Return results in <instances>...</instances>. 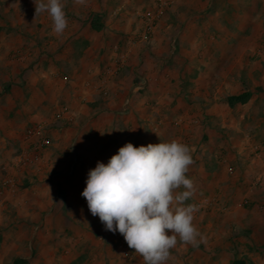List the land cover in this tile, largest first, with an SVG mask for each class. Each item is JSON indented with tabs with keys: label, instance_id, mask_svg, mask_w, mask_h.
I'll return each mask as SVG.
<instances>
[{
	"label": "rangeland",
	"instance_id": "rangeland-1",
	"mask_svg": "<svg viewBox=\"0 0 264 264\" xmlns=\"http://www.w3.org/2000/svg\"><path fill=\"white\" fill-rule=\"evenodd\" d=\"M10 1H0V46L5 53L7 51L8 61L14 58L16 62L12 66L0 67V80L4 76L14 73H17L19 77H26L27 70L31 68L30 65L37 64L36 70L43 73L42 70L51 63L61 65L63 61L68 60L69 57H66V54L71 52H63L62 56L60 53L58 58H56V54L52 53L56 50L55 46H58L63 39V35L57 36L53 32L52 20L50 19L51 26H49V22L43 20L42 14L35 15V17L28 15V11L32 8V3L28 1L19 0V2L13 3ZM144 1L146 3L141 1L143 9L132 19L133 31L139 32L141 35H131L128 39L134 41L133 43L141 41L142 46L150 49L149 53L144 56L142 78L140 81L139 78L133 80L132 77L130 78L129 74L135 72L134 68L138 67L139 61L125 68L123 59H126V56L121 50H117L115 61L100 55L98 59H103L100 61V72L106 78L103 84L98 87L95 99L99 98L98 102L101 104L108 102L110 98L120 99V103L117 105L121 108L123 104L129 105L127 94L130 89H133V92H137L138 95L135 103L137 105L133 109L137 110L144 106L146 115L150 108L166 110V115L162 116L167 122L165 129H163L164 125H161L163 137L169 136L171 141L176 140L189 146L195 162L193 163L195 172L203 174L208 172L212 176L224 172L227 178L232 181L235 177V183L243 187L240 191L243 203L247 207L251 205L258 212L264 213V0H217L218 2H214L207 11H201L208 5L202 4L203 0H201L196 3L201 8L199 13H196L188 24L185 23V18L173 16L171 19L169 17L171 7L174 5L173 0ZM98 4H102V0H93L88 4L79 3L77 0L75 9L79 10L80 21L85 27H90L92 19L99 17L96 15L89 21L92 13L101 12L97 9ZM127 4L130 9L133 2L130 0ZM64 5L68 26H70L71 22H75L73 18L75 11L68 14L70 7L68 4L64 3ZM150 13L160 14V16L153 21V28L148 30L151 22L149 20ZM83 14H85V19L82 18ZM105 15H108L106 11ZM166 18L167 20H165ZM163 19L164 22L172 23L175 27H180L181 24L186 29L192 27L189 32L192 34L188 38L186 37L185 45L182 47L180 40L173 43L176 49L170 44L169 50L163 51L160 55L164 58L170 56L169 59L160 63L156 52L152 51L150 47L154 45L152 39ZM99 20L104 24L102 18L99 17ZM183 38L185 39L184 35L181 40ZM188 39H192L191 41L194 43L195 40L197 42L190 46ZM34 44H37L35 46H38L40 51L32 50ZM12 46L19 49L16 51L12 49L10 52ZM171 46H173L172 52H170ZM26 54H28V58L23 59ZM109 61L113 65L108 67V70L104 69V63H109ZM64 75L61 77H68L65 73ZM128 77L130 82L124 83V79ZM143 77H145V81ZM108 79H112V81L107 82ZM5 84L4 81L1 84L5 86V89H2L0 95L8 96L14 89ZM67 84H70L69 81ZM20 87L22 89L17 91L23 93L21 99L23 100L28 90L25 84ZM50 88L51 93L53 91L55 94L57 89L53 84ZM30 90L33 89L30 87ZM243 91H251L252 98L245 104L230 106L228 97L233 93ZM3 97L0 98V113H3L6 120H15L18 115L17 112L15 113L16 109L11 107L10 101H6ZM21 100H18L20 108L26 104L27 98ZM48 101V113L36 115V119L26 115L30 120L23 119L25 127L20 124V131H18L22 136H25L31 129L35 132L38 131V123H44V121L49 127L58 128L65 124L71 125L72 120L67 115L72 110L71 105L63 100L57 102L56 99H48ZM83 102L91 104L92 101L85 100ZM82 122L84 121L82 120ZM3 128L4 132L6 129ZM4 134L0 135V139L2 140L4 137L6 138L5 142L8 143L7 147L1 148L3 144L0 141V203L2 204L0 207V264H16L17 259L25 260L26 263L20 264H144L143 257L128 247L122 234L118 231L111 232L112 236L110 237L108 232H105L99 217L97 220H93L94 223L97 222L96 226L90 224V230L82 229L86 231L85 234L87 232L94 234L96 246H98L100 237L103 236L105 243L99 249L101 253L97 251L93 255L86 253L84 255L78 252L80 235L71 229L72 226L65 230L59 228L57 222H54L55 226L52 222L47 226H30L31 219L27 212L32 210L34 205L29 204V207L25 205L26 197L29 194L27 188L33 184L42 188H55L61 181L57 174L61 170L55 169L52 172H47L48 176L43 179L32 180L31 175L28 176V168L31 169L32 165L41 163L44 151L51 143L48 136L47 139L44 138L47 143H41L37 154L31 157L32 162L28 164L29 166L27 165L28 168L25 166L17 173L14 185L6 183L7 172L4 168L13 160V155L9 150L16 148L14 155L21 154L20 142L23 139L16 135L7 138ZM170 140L168 142H171ZM73 150L75 151L76 147L70 144L66 150L68 161L64 169L68 172L67 177L71 179L76 174L78 167L81 166L79 152L76 157ZM193 169L190 168L191 172H194ZM69 178L64 179L62 183L74 187L84 181V179L76 178V182L73 183ZM250 187L254 188L253 195L249 194L248 197L249 199L253 198V201L246 203L248 197H245V192L249 191ZM214 192L217 193L216 190ZM209 195L200 194L196 197L194 194L186 201V204L199 207L202 203L207 206L211 203H219L217 197L212 200L208 199ZM202 210L203 208L195 212L194 219L199 218ZM64 213L68 218H72L74 214L71 215V213L75 212L65 209ZM87 214H91V212H87ZM93 217L89 216V219ZM228 226L230 228L227 229L230 230L237 228L233 223ZM215 233H219V229ZM262 235L264 236V231ZM13 238L20 241L11 242ZM109 238H113L112 241H108ZM105 247H110L112 257L114 255L113 260L107 257L108 253L105 252ZM118 248L124 251L129 250L130 254L123 257L124 255L119 252ZM171 251L172 249L170 253ZM172 262L169 257L166 264Z\"/></svg>",
	"mask_w": 264,
	"mask_h": 264
},
{
	"label": "crops",
	"instance_id": "crops-1",
	"mask_svg": "<svg viewBox=\"0 0 264 264\" xmlns=\"http://www.w3.org/2000/svg\"><path fill=\"white\" fill-rule=\"evenodd\" d=\"M25 1L32 3V8L28 11V15L35 17V5L33 0ZM91 1L93 0H84V3L88 4ZM129 1L130 0H102V4H98L97 8L98 11L101 12H94L89 18L90 21L93 17L99 15L100 19L102 18L104 22L100 30H95L92 26L85 27L82 25L79 10L75 9L77 0H63V2L70 7L68 14L69 12L72 13L71 11H75V13L73 12L75 22H71L70 26L66 28L65 32L62 34V41L58 46H55L56 50L52 53L56 54L55 56L58 58L60 57V53L62 56L64 55L63 52H71L68 55L66 54V57H69L70 60L63 61L61 65L51 63L47 68L42 70L43 73L38 71V69L36 70L38 67L37 64L30 65L31 68L27 70L28 74L26 77L22 78L19 77L17 73H14L9 76H4V78L0 80V93H2V89H5V86L1 85L3 81L6 82L5 85L7 87L11 86V88L14 89L10 94L7 93L9 94L8 96L0 95V98L4 96L3 98H5L6 101H10L11 107L16 109L15 113L17 112L18 114V118L16 117L15 120H6L3 117V113H0V135L5 133L4 135L7 136V138L15 137V135L21 137L23 139L22 142H20L22 153L27 151L31 157L37 154L40 144L43 143L42 141L44 138L47 139L46 137L49 136L51 143L44 151L41 163L32 165L31 169L28 168L29 165H26L29 173L28 176L31 175L32 180L43 179L48 176L47 172H52L55 169L61 170L57 173L61 181H59V184L56 185L55 188H42L34 184L27 188V193L29 194L26 197L25 205L28 207L29 204L34 205L32 207L33 209L27 212L29 215L28 217L31 219L29 225H36L37 227L42 225L47 226L48 223L52 222L55 226L57 222L58 227L63 228V230L72 226L71 229L80 235L78 239L79 248H77L80 254L86 253L93 255L96 254L97 251L101 253L99 249H101L102 244L105 243L103 241V236H101L98 240V246H96V240L93 238L94 234L88 232L85 234L86 231L82 230H90V224L96 226L97 222L94 223L93 220H97L99 217L94 216L89 219V216L92 217L93 215L87 214V212H90L87 201L86 198L81 195L83 189L86 187V179L89 170L95 168L97 162H104L107 164L111 156L116 154L119 148L128 142L138 147L140 145L147 146L149 143L156 144L159 142H168L170 140L168 138L169 136L163 137V129L167 127V122L162 116L166 115V110L163 108H150L146 115L144 113V106L139 107L137 110L133 109L134 106L137 105L135 103L138 99L137 92H133V89H130L127 94L129 105L126 106L123 104L121 108L117 105L120 103V99L115 100L110 98L108 102H104L103 104L98 102L99 98L95 99V97H97L96 93L98 87L103 84L106 78L101 75L100 72V61L103 60L102 58L101 60L98 59L100 55L112 60L114 59L115 61L117 50H121V52L125 53L124 56H126V59H123L125 68L139 61L138 67L134 68L135 72L129 74L130 78L132 77V80L139 78V81L142 78V66L145 62L144 56L149 53L148 51H150V49L146 46H142L141 41L133 43L134 41L132 42L128 39L131 35H141V33L133 31L132 19L143 9L141 1L144 3H146V1L131 0L133 5H131L130 9L127 4ZM10 2H19V0H11ZM197 2H201V0H173L174 5L171 7V15L169 17H171V19L173 16L176 18H185V23L188 24L201 9L196 5ZM214 2L216 3L218 1L203 0L202 4L208 5L203 7L201 11L209 10ZM9 9L11 10V7H9ZM105 11L108 15H105ZM40 14H42L43 20L48 21L49 26H51L50 16L46 12ZM82 18L85 19V14L82 15ZM165 20H167V18ZM165 20L163 19L160 26L157 27L156 33L152 39L154 45L150 47L152 51L156 52V57L160 63L169 59L170 56L164 58L160 55H162L163 51L169 50L170 44L174 46H171L170 52H172L173 48L176 49L173 43H177V41L180 40V46L182 47L185 45L186 37L188 38V36L192 34H189L192 27L186 29L182 24L180 27H175L172 23L169 24L164 22ZM183 35L185 39L183 38V40H181ZM191 40L188 39L190 42L189 45H195L197 40L194 39L195 43ZM35 45L37 44L32 46V50L40 51L39 47ZM50 46H52V44H50ZM12 49L16 51L19 48L12 46L10 52ZM3 52L4 50L0 46V67L12 66L13 63L16 62V59L12 58L8 61L6 56L7 51L6 53ZM102 52H105V55L101 54ZM27 58L28 54L23 56V59ZM111 65H113L112 62H105L104 69L108 70V67ZM64 73L68 75L69 78L61 77ZM130 78H125L124 83L130 82ZM144 78L145 77H143V79ZM68 81L70 83L69 85L67 84ZM111 81L112 79H108L107 82ZM90 82L91 85L89 86ZM23 84H25L28 90L26 96L23 97V100L27 98V102L20 108L19 101L22 99L23 93L17 90L22 89L20 85ZM52 84L57 89L55 94L53 91L51 93L50 90ZM30 87L33 90H30ZM48 99H56L57 102L63 100L66 101L68 105H71L72 110L67 114L69 115V119L72 120L70 122L71 125L65 124L58 128L53 126L49 127L46 126L47 124H45L46 122L44 121V123H38V131L35 132V130L33 131L31 129L25 136H22L18 131H20V124L25 127L23 119L30 120L29 118L31 117L36 119V115L40 116L48 113ZM85 100L92 102L91 104H89L90 102H83ZM26 115H29V118H27ZM19 118L22 119L20 120ZM82 120L84 122H82ZM161 125H164L163 129ZM3 127L6 129L4 132ZM8 128H10V130H8ZM36 128L37 126L35 129ZM9 132L10 134H8ZM5 140L6 138L4 137H2V140L0 139L2 142L1 144H3L1 148L7 147L8 142H5ZM70 144L76 147V150H73L76 157H78L77 153L79 152L81 164L72 179L67 177L68 172L64 170L68 161L66 150L70 147ZM15 149L11 148L9 150L11 151V155H13V160L8 166L16 163L19 158L20 154L17 153L14 155ZM191 167L193 169L195 166L193 164L190 165L186 175L194 182L196 188L194 194L196 197L200 194H210L208 199L212 200L214 197H217L219 203H214L215 205L211 203V205L209 204L208 206L202 203L199 205L200 208L197 206L198 209L203 208V212L200 214L199 218L196 217L197 219H194L193 223L199 230L203 240L198 246L193 247L191 244L181 242L179 237H177V245L170 253V257L173 261L171 264H234L235 262H242L243 264H264V236L262 235L264 231V213L258 212L251 205L247 207V205L243 203L240 193L243 187L235 183V177L232 181L227 178L224 172L217 173V176H212L211 173L208 174V172H205L206 174L198 171L195 172V168L193 169L194 172H191ZM66 178H69L73 183L76 182V178L84 179V181L78 183V186L75 185L73 187L67 186L66 183L65 185L62 183ZM253 189L254 188L250 187L249 191L245 192L246 198L249 194L253 195ZM215 190L217 193L214 192ZM247 199L248 201H246V203L253 201V198L249 199L248 197ZM65 209L75 212L71 213V215L74 214V216L72 218L69 217V219L64 213ZM232 223L237 227L236 229H231L233 231L227 229L229 227L228 225H232ZM218 229L219 233H215ZM105 232H108L110 237L112 236L111 231L105 229ZM112 239L109 238L108 241H112ZM16 241L20 240L17 238L11 240V242ZM109 248L110 247H105L104 250L108 253L107 257L113 260L114 255L112 257V251L109 250ZM121 248H118L119 252L124 255L123 257H127L126 253L128 252L130 254L129 250L124 251Z\"/></svg>",
	"mask_w": 264,
	"mask_h": 264
},
{
	"label": "clouds",
	"instance_id": "clouds-1",
	"mask_svg": "<svg viewBox=\"0 0 264 264\" xmlns=\"http://www.w3.org/2000/svg\"><path fill=\"white\" fill-rule=\"evenodd\" d=\"M33 3L35 15L46 12L61 36L68 27L63 0ZM193 163L189 146L176 140L138 147L128 142L107 164L89 170L81 195L91 214L106 230L122 234L144 264H166L177 237L193 247L203 240L193 223L198 208L186 204L196 191L186 175Z\"/></svg>",
	"mask_w": 264,
	"mask_h": 264
},
{
	"label": "built area",
	"instance_id": "built-area-1",
	"mask_svg": "<svg viewBox=\"0 0 264 264\" xmlns=\"http://www.w3.org/2000/svg\"><path fill=\"white\" fill-rule=\"evenodd\" d=\"M160 16V14H151L150 13V17L149 20L151 21L149 23L148 26V30H151L153 28V21L158 18ZM47 141L44 140L42 144H46ZM30 161H32V158L30 156V154H28V152H23L19 155V158L17 159V162L14 164H11L10 166H6L4 168V170L7 172L6 175V180L5 182L10 184L11 186L14 185L15 183V177L17 175V173H19L23 167H25L26 165H28V163H30ZM1 203H0V207H1ZM127 255H129V253H126Z\"/></svg>",
	"mask_w": 264,
	"mask_h": 264
},
{
	"label": "trees",
	"instance_id": "trees-1",
	"mask_svg": "<svg viewBox=\"0 0 264 264\" xmlns=\"http://www.w3.org/2000/svg\"><path fill=\"white\" fill-rule=\"evenodd\" d=\"M102 22L99 20V17L92 19L91 26L95 30H100L102 28ZM253 96L251 91H243L239 93H233L228 97V102L230 106H235L237 104H245L247 103ZM26 263L23 259H17L16 264ZM234 264H243L242 262H235Z\"/></svg>",
	"mask_w": 264,
	"mask_h": 264
}]
</instances>
